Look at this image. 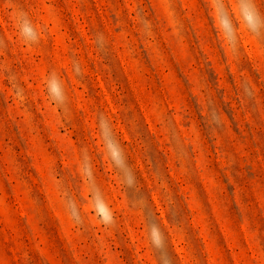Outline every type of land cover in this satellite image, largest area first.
I'll return each mask as SVG.
<instances>
[{"label":"rangeland","instance_id":"rangeland-1","mask_svg":"<svg viewBox=\"0 0 264 264\" xmlns=\"http://www.w3.org/2000/svg\"><path fill=\"white\" fill-rule=\"evenodd\" d=\"M0 264H264V0H0Z\"/></svg>","mask_w":264,"mask_h":264}]
</instances>
